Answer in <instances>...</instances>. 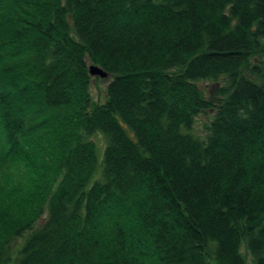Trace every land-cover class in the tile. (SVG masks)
Masks as SVG:
<instances>
[{
  "label": "trees",
  "instance_id": "obj_1",
  "mask_svg": "<svg viewBox=\"0 0 264 264\" xmlns=\"http://www.w3.org/2000/svg\"><path fill=\"white\" fill-rule=\"evenodd\" d=\"M244 251L264 264V0H0V264Z\"/></svg>",
  "mask_w": 264,
  "mask_h": 264
},
{
  "label": "rangeland",
  "instance_id": "obj_2",
  "mask_svg": "<svg viewBox=\"0 0 264 264\" xmlns=\"http://www.w3.org/2000/svg\"><path fill=\"white\" fill-rule=\"evenodd\" d=\"M92 78L93 80H92L91 88H90L91 97L95 102L103 103L106 99V89H107V85L109 81L111 80V77L108 76L107 78H100V77H92ZM201 85H206V88H207L209 87L210 84H201ZM210 86H211L210 90L212 91V88L214 85H210ZM212 115H213V112H210V111L199 115L195 121L192 132L197 135L203 136L206 131L205 127L206 125L209 124L212 118ZM90 140H92L96 145V154H97L98 164H101V161L103 159V152L107 145V138L104 135L97 133V134H93L90 137ZM94 180H95V176L92 179V181ZM28 234L29 232H26L23 237L26 238ZM244 254L246 256L248 264H250V260H251L250 256L246 254L245 251H244ZM8 264H16L15 257H13L12 260Z\"/></svg>",
  "mask_w": 264,
  "mask_h": 264
},
{
  "label": "water",
  "instance_id": "obj_3",
  "mask_svg": "<svg viewBox=\"0 0 264 264\" xmlns=\"http://www.w3.org/2000/svg\"><path fill=\"white\" fill-rule=\"evenodd\" d=\"M89 75L92 77H100V78H107L109 74L97 65H90L89 68Z\"/></svg>",
  "mask_w": 264,
  "mask_h": 264
}]
</instances>
